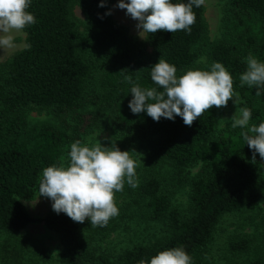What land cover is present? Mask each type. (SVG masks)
Returning a JSON list of instances; mask_svg holds the SVG:
<instances>
[{"label":"trees","instance_id":"16d2710c","mask_svg":"<svg viewBox=\"0 0 264 264\" xmlns=\"http://www.w3.org/2000/svg\"><path fill=\"white\" fill-rule=\"evenodd\" d=\"M109 1L100 6V0H31L27 10L36 22L22 30L25 45L0 62V234H5L0 240V264L18 263L25 242L19 232L34 221L57 234L62 264H87L88 249L76 222L63 212L30 216L21 202L34 194L43 168L60 163L69 141L97 124L98 116L77 112L87 104L107 107L116 136L129 145L150 148L153 157L174 170L200 162L190 179L184 209L172 201L174 183L151 170L143 175L137 185L143 215L162 221L164 232L124 248L113 264H139L171 247L184 248L192 264H217L204 252L218 218L253 204L264 191V178L246 161L253 153L240 135L242 129L212 135L216 107L190 127L179 116L154 121L146 112L130 110L132 84L125 80L130 76L141 88L157 87L150 71L159 58L178 72L204 51L211 64L220 62L232 75L234 91L240 95L238 106L249 108L250 125H258L264 121V95L256 96L255 87L241 86L239 76L249 54L264 62V39L239 28L251 18L264 33V0H227L221 16L224 33L207 46L202 6L193 5L196 22L190 32L144 33L150 52L108 14ZM72 4L79 6L80 20L73 16ZM33 106L56 116L71 113L72 133L51 123L30 125L25 111ZM255 162L264 174L259 153ZM228 247L244 250L247 240L232 239ZM37 254L43 260L48 257L45 248ZM99 259L106 261L103 256ZM229 264L264 263L253 256Z\"/></svg>","mask_w":264,"mask_h":264},{"label":"clouds","instance_id":"9594fccd","mask_svg":"<svg viewBox=\"0 0 264 264\" xmlns=\"http://www.w3.org/2000/svg\"><path fill=\"white\" fill-rule=\"evenodd\" d=\"M107 0H100L104 6ZM31 0H0V47L13 46V32H19L36 22L29 12ZM205 0H117V7L137 21L136 28L142 33L157 31L174 33L190 32L196 22L193 5L201 7ZM110 14V13H108ZM246 69L240 76V84L255 87L256 96L264 95V62L249 54ZM151 80L157 87L141 88L126 76L132 87V99L128 106L134 114L146 112L154 121L161 117L174 120L182 118L191 126L205 111L213 107H226L238 93L234 91L233 77L220 63L213 62L208 69L188 68L180 75L174 65L159 58L151 65ZM162 89V90H158ZM252 113L240 107L230 117L231 127L242 129V136L252 151V163L256 153L264 160V121L250 125ZM246 129V130H245ZM67 163L61 161L43 168L39 179L38 197L52 201L57 214L63 212L74 222L85 219L92 226H105L110 218L119 214L115 193L123 191L125 182L137 187V162L129 151H122L115 141L105 145L98 139L84 143L77 139L70 145ZM139 264H192L191 257L182 247L158 251L147 261Z\"/></svg>","mask_w":264,"mask_h":264},{"label":"rangeland","instance_id":"374dc122","mask_svg":"<svg viewBox=\"0 0 264 264\" xmlns=\"http://www.w3.org/2000/svg\"><path fill=\"white\" fill-rule=\"evenodd\" d=\"M125 2H128V0H125ZM226 3L227 0H205L202 5V17L205 24V46L224 33L221 16L224 8H226ZM107 8L113 20L123 25L127 32L141 44L144 51L150 52L151 48L144 39V33L140 36L139 30L136 28L137 21L126 15V10L117 7V0H110ZM71 10L76 19L80 20L82 18L81 10L77 4H72ZM242 28H245L247 33L254 35L256 38L264 39V33L254 19H245L239 29ZM12 36V47H0V62L5 61L10 55L25 45L23 31L13 32ZM210 65L211 63L203 51L186 69H208ZM186 69L178 71L177 75H180ZM233 99L235 103L233 100H229L226 107L216 108V123L212 132L213 136L222 130L233 129L230 126V117L236 109L240 108L238 106L240 95L234 96ZM77 112H88L99 117L95 122L97 124H94L92 128L88 127L84 133H79L77 139L84 143H95L98 139L105 145L115 141L122 151H129L131 158L137 162L138 167L135 170L137 185L143 175L151 170L161 176L164 181L174 183L175 191L172 201L178 208L184 209L186 207L189 182L198 171L199 161H194L176 171L167 163L153 157L150 153V148L129 145L116 136L109 125L110 113L107 107L87 104L81 107L79 111L77 110ZM25 117L30 125L51 123L64 128L70 134L72 133L71 124L74 120L71 113L56 116L33 106L25 111ZM77 139L73 137L69 141L60 162L67 163L70 145ZM246 161L258 176L264 178V174L259 170L258 164L256 162L252 163V155H247ZM38 188L39 181L32 197L21 200L27 213L30 216L41 217L46 213L55 212L52 209V201L50 199L44 196L38 197ZM139 198L137 187L133 188L125 182L123 191L115 193V202L119 209V214L110 218L105 226H92L88 219H85L83 223L76 222L88 249L87 264H113L118 253L124 248L138 243H147L164 232L165 224L162 221L147 219L143 215ZM19 237L25 240L23 244L24 251L17 256L19 264H36L33 262L36 258L40 259L37 264H62L60 261L58 236L55 232L45 228L41 222H29L20 230ZM4 238L5 234H0V240ZM238 238L247 240L246 249L233 250L228 247L230 240ZM43 248L47 249L48 254L45 260L41 259L37 254ZM204 253L208 260L217 264H229L230 262L244 260L253 256H259L264 263V191L253 204L220 215ZM99 256L105 257L106 261H101Z\"/></svg>","mask_w":264,"mask_h":264}]
</instances>
